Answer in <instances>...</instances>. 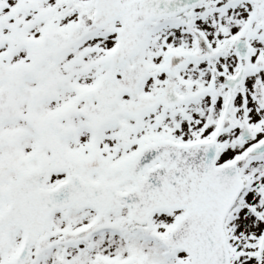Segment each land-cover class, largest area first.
Listing matches in <instances>:
<instances>
[{
  "label": "snow or ice",
  "instance_id": "snow-or-ice-1",
  "mask_svg": "<svg viewBox=\"0 0 264 264\" xmlns=\"http://www.w3.org/2000/svg\"><path fill=\"white\" fill-rule=\"evenodd\" d=\"M0 264H264V0H0Z\"/></svg>",
  "mask_w": 264,
  "mask_h": 264
}]
</instances>
